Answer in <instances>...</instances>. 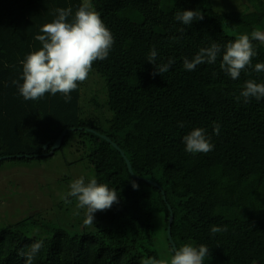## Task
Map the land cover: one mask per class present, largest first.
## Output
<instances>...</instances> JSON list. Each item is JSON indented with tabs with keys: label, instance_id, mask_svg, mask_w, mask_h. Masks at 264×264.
Returning <instances> with one entry per match:
<instances>
[{
	"label": "trees",
	"instance_id": "trees-1",
	"mask_svg": "<svg viewBox=\"0 0 264 264\" xmlns=\"http://www.w3.org/2000/svg\"><path fill=\"white\" fill-rule=\"evenodd\" d=\"M90 2L114 44L107 59L95 61L90 72L104 84L106 100H93L94 112L84 114L83 82L68 103L61 93L25 101L12 83L22 75L20 61L42 47L34 37L55 19L53 10L71 7L74 15L83 0H0V158L7 157L0 166L44 160L40 156L66 131L57 151L76 140L93 177L119 198L79 232L54 229L42 239L33 264H141L149 257L158 259L153 248L156 221L173 255L166 237L168 206L176 248L206 245L211 255L204 264H264V99H236L246 80L264 83V72L248 68L233 80L220 68L222 58L193 71L183 67V59L191 60L200 48L235 40L225 29L240 35L260 28L264 10L217 13L209 0ZM250 2L264 6L262 0ZM183 10H197L204 19L183 25L174 18ZM252 43L254 67L264 63V51L259 41ZM153 48L157 64L174 61L164 76L151 75L154 65L147 57ZM214 124H219V134ZM196 127L211 137L212 151H185L183 136ZM100 135L124 152L137 180ZM27 219L0 229V264H24L21 250L40 240L22 231ZM213 225L228 230L213 235Z\"/></svg>",
	"mask_w": 264,
	"mask_h": 264
},
{
	"label": "clouds",
	"instance_id": "clouds-1",
	"mask_svg": "<svg viewBox=\"0 0 264 264\" xmlns=\"http://www.w3.org/2000/svg\"><path fill=\"white\" fill-rule=\"evenodd\" d=\"M53 13L55 19L40 28L43 34L34 37L42 47L30 52L20 61L22 75L19 80L12 81L25 101L39 100L46 93H61L65 103L70 102V93L77 88L78 83L88 78L95 61L107 59L114 44L111 31L99 12L94 10L90 0H83L74 15L71 7L56 8ZM174 18L183 25H191L193 21L203 20L204 15L197 10H183L177 11ZM254 40L264 43V31L256 28L250 34L238 35L235 40L228 41L223 46L213 42L208 47L200 48L191 60L185 57L183 67L193 71L198 65L213 64L218 58H222L220 68L233 80H237L241 72L248 68H253L257 73L264 72V63H256L254 67L252 65V58L257 55L252 43ZM157 55L153 48L147 57V61L154 65L151 73L153 77L164 76L174 63L169 60L167 63L157 64ZM253 98L257 101L264 99V83L248 79L236 99L238 102L243 99L244 103H249ZM183 126L180 122L179 127ZM213 127L214 132L219 134V124H214ZM183 143L185 151L191 154H206L214 149L211 137L201 127L193 128L184 135ZM132 187L138 189L135 181L132 182ZM70 198L76 200L78 209L86 210L83 221L86 226L94 224L96 212L109 210L119 203L116 191L106 184L98 183L94 177L87 182L83 176L71 181L69 190L61 195V200L65 204H71ZM227 230L226 225L210 227L213 235ZM43 245L42 239L35 240L26 251L21 250L20 255L26 257L24 264H33ZM210 255V249L206 245L186 243L174 249L170 261L149 257L143 259L141 264H204L205 258Z\"/></svg>",
	"mask_w": 264,
	"mask_h": 264
},
{
	"label": "rangeland",
	"instance_id": "rangeland-1",
	"mask_svg": "<svg viewBox=\"0 0 264 264\" xmlns=\"http://www.w3.org/2000/svg\"><path fill=\"white\" fill-rule=\"evenodd\" d=\"M209 5L217 13L264 10V6H255L250 0H209ZM259 29L264 31V16ZM225 33L238 37L235 30L225 29ZM260 50L264 51V43L260 42ZM90 72L81 90L80 105L84 114L94 112L93 100L100 104L106 100L104 84L96 74H92L94 72ZM76 142L69 140L63 149L41 161H7L0 166V229L29 218L22 226L25 235L45 239L56 228H67L73 233L85 227L86 210L78 209L74 198H70L71 204L61 200V195L69 190L71 181L81 176L86 182L93 178V170L84 159V151L75 145ZM162 228L160 221H156L153 248L158 259L170 261L172 255Z\"/></svg>",
	"mask_w": 264,
	"mask_h": 264
},
{
	"label": "water",
	"instance_id": "water-1",
	"mask_svg": "<svg viewBox=\"0 0 264 264\" xmlns=\"http://www.w3.org/2000/svg\"><path fill=\"white\" fill-rule=\"evenodd\" d=\"M88 132H92V131L88 130ZM66 134H67V132L64 131V132L61 134V136H60V137L54 142V144H53L52 147H51V150H50L49 152H44L40 157H41V158H47V157L51 156L55 151H57V150L62 146V143H63V141H64V137H65ZM100 138L103 139V140H105L106 142L110 143V144L112 145V147H113L116 151H118V152L120 153L121 157H122V158L124 159V161H125V164H126V166H127L128 173L130 174L131 178H132L133 180H137V178H136V177L134 176V174H133V171H132V168H131L130 162L127 160V158H126L125 155H124V152H123V151H122L117 145H115V144L112 143L109 139H107L105 136L100 135ZM43 150H44V151H47V150H48V146L45 145V146L43 147ZM5 159H7V157H1V158H0V161H3V160H5ZM143 181H144L145 183H147V184H149V185H151V186H154V187L158 188L159 190H161V189L158 187V185H157L156 183H154V182H152V181H149V180H146V179H143ZM162 196H163V200H164V202H166L165 197H164V193H163V192H162ZM168 211H169V218H168V225H167V230H166V237H167V240H168L169 244L171 245L172 250H173V252H174V249L176 248V246H175V244H174V242H173V240H172V236H171V226H172V223H173V214H172V212H171V208H170L169 206H168Z\"/></svg>",
	"mask_w": 264,
	"mask_h": 264
}]
</instances>
